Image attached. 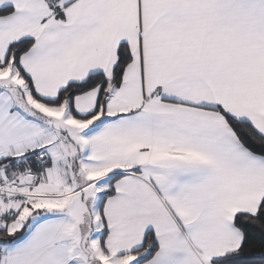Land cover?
<instances>
[{
    "label": "snow or ice",
    "instance_id": "1",
    "mask_svg": "<svg viewBox=\"0 0 264 264\" xmlns=\"http://www.w3.org/2000/svg\"><path fill=\"white\" fill-rule=\"evenodd\" d=\"M0 264H264V0H0Z\"/></svg>",
    "mask_w": 264,
    "mask_h": 264
}]
</instances>
